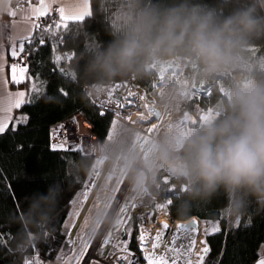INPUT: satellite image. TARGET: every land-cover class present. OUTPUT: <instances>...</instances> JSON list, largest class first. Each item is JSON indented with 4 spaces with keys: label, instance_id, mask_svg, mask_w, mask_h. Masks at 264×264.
<instances>
[{
    "label": "clouds",
    "instance_id": "9594fccd",
    "mask_svg": "<svg viewBox=\"0 0 264 264\" xmlns=\"http://www.w3.org/2000/svg\"><path fill=\"white\" fill-rule=\"evenodd\" d=\"M19 2L0 0V23ZM97 16L107 39L83 25L65 33L83 36L70 66L78 98L142 87L124 96L132 104L139 94V103L68 162L65 179L92 188L82 229L92 238L113 229L121 191L145 211L174 206L180 220L220 196L229 223L264 211V0H96L89 19ZM64 191L65 180H54L10 216L20 225L13 264L53 235Z\"/></svg>",
    "mask_w": 264,
    "mask_h": 264
},
{
    "label": "trees",
    "instance_id": "16d2710c",
    "mask_svg": "<svg viewBox=\"0 0 264 264\" xmlns=\"http://www.w3.org/2000/svg\"><path fill=\"white\" fill-rule=\"evenodd\" d=\"M90 4L92 12L96 0H90ZM99 20V16L89 19V15H86L83 20L57 23L65 38L62 46L56 45L45 30L38 29L31 35L32 42L25 44L29 78L19 85L28 88L27 99L15 111V125L0 133V240H3L0 244V264H13L15 259L10 250L13 236L20 225L11 222L10 216H18L21 210L27 208L25 198L45 192L54 180H65V191L54 221L55 232L32 251V256L37 255L41 261H50L66 247L63 225L73 200L87 180L74 182L65 179L68 162L79 157L80 149L69 147L53 150L52 126L80 113L93 126L97 138L102 139L110 129L113 117L109 113H99L96 106L78 98L80 89L71 79L70 66L75 60L77 45L84 46L83 36L74 41L72 35L65 33L81 25L88 32L95 33L101 30ZM100 38L107 39L103 37L102 30ZM64 50H72V56L63 58L61 53ZM80 64L82 67L83 61ZM31 83H35L36 87L29 88ZM206 99L202 95L195 102L202 104ZM20 116L24 117L21 119ZM224 202V197L220 196L192 214L204 224L215 223L219 228V231L205 234L209 251L204 254V264H254L259 257L260 246H264V211L256 212L253 207L249 210V216L229 223L218 211ZM165 209L172 218L180 220L174 206H165ZM140 215L134 214L137 224L129 236L125 234L127 246L132 250H137L135 236L138 224H146L156 218V214H149L148 211Z\"/></svg>",
    "mask_w": 264,
    "mask_h": 264
},
{
    "label": "built area",
    "instance_id": "2783aa9c",
    "mask_svg": "<svg viewBox=\"0 0 264 264\" xmlns=\"http://www.w3.org/2000/svg\"><path fill=\"white\" fill-rule=\"evenodd\" d=\"M36 1L38 0H20V2L17 5H15V7L21 8L22 6L26 5L29 2H36ZM58 17H59L58 10L56 8H53L50 12L46 13V15L38 18L33 17L32 19L34 24L39 25V27L35 29L45 30L51 36L52 40L55 42L56 45L62 46L64 44L65 38L62 30L56 28V25L58 23ZM53 33H55V35H52ZM61 54L63 58H69L72 56L73 52L72 50H64L62 51ZM26 60H27V52L26 50H24V52H19L15 56L14 63L20 64L26 62ZM139 87H142V85L140 86H137L135 84H126L123 86L117 85L114 88L111 95L108 96L107 98H103L100 100H93L89 102L94 106H96L99 113H109L112 115L113 119H115V115L117 112H120L121 114H125L129 109L133 107V105L139 103V94L137 96L128 97V100L133 101L132 104H129L124 100V96L126 95L127 90H135L139 93ZM144 94L146 95V93ZM121 103L124 104L123 108L118 107V104ZM65 129H67V135H68L67 141L64 140V136L66 135ZM51 134H52L51 135L52 144L64 143L65 144L64 148L75 147L77 149H80L83 143L89 140L90 138H97L93 126L80 113H76L72 117H68L63 121L53 125ZM117 195H119V192L117 193ZM116 202L118 203L119 199L116 200ZM163 210H165L169 221L172 222L176 220L171 217L169 212L166 211L165 207L162 208V211ZM159 214L156 215L155 220L150 221L149 223L146 224H140L144 226L139 227L138 225L137 230L139 231V233L137 236H135V243L137 245V250H132L127 246L126 236H125L126 233L124 230H122V228H119L115 232L111 240V246L113 247L112 257L114 259V264H129V261H131V264H147V260L144 259V256L150 254L153 251L151 248V238L153 241V237H155L154 233L156 230L159 229V232L163 231L164 233L166 230L162 227V224L158 221ZM142 234L145 235L149 240L148 243H146L147 239L143 242V247H142V242L139 239L140 235ZM145 246H149V250L146 251ZM191 258L195 264V260H196L195 257L192 255ZM169 264H171V257H169ZM177 264H180L178 260H177Z\"/></svg>",
    "mask_w": 264,
    "mask_h": 264
},
{
    "label": "rangeland",
    "instance_id": "374dc122",
    "mask_svg": "<svg viewBox=\"0 0 264 264\" xmlns=\"http://www.w3.org/2000/svg\"><path fill=\"white\" fill-rule=\"evenodd\" d=\"M35 83H33L32 88H35ZM20 89H23L22 87ZM115 119H113L112 123ZM87 193V196H84V193ZM79 198V203L75 204L74 202ZM119 199L117 203L116 200ZM116 200L114 201L115 205L121 209L119 223L111 230H108L104 233L95 249L91 251L92 244L95 238H92L88 235L86 230L82 229V222L84 220V214L89 207L92 206V188L89 187L88 181H86L84 188L78 193V195L73 200L69 215L64 222L63 231L66 234V247L63 249L53 260L50 261H41L37 255L31 256L32 264H114V259L112 257L113 247L111 246V240L115 232L122 228V230L127 233V236L130 235L135 224L137 222L134 219V214H138L140 217L142 212H145L142 207L136 205L131 200H127L124 197V194H116ZM160 212L166 214L165 210L162 211V208L153 209L148 211L149 214L158 215ZM78 213V214H77ZM170 222V221H169ZM156 223V222H155ZM203 223V222H202ZM141 224V223H140ZM139 225V224H138ZM204 229L207 232L213 231L214 224H204ZM144 225H139V227ZM161 228V227H159ZM159 232V229L155 231L154 236ZM172 232V228H167L165 230L164 239L168 242L169 234ZM139 231L137 230L136 236ZM149 240L147 239L148 243ZM151 238V244H152ZM145 250H149V246H145ZM88 258L87 262L85 260Z\"/></svg>",
    "mask_w": 264,
    "mask_h": 264
},
{
    "label": "snow or ice",
    "instance_id": "6c2138e0",
    "mask_svg": "<svg viewBox=\"0 0 264 264\" xmlns=\"http://www.w3.org/2000/svg\"><path fill=\"white\" fill-rule=\"evenodd\" d=\"M48 5L44 3V0H41V6L40 8L32 9L30 11H25L24 13L21 14V23H17L13 25V36L10 37L12 40L19 39V52H24L25 49V41L28 43L32 42V30L39 27L37 24H29L27 22L31 21L33 17H41L46 15ZM11 17H16L17 12L16 11H11L9 13ZM60 18L61 20H67V19H72V20H83L84 19V14L83 11L80 9H76L73 12L66 13L64 8L60 9ZM67 25H65L66 27ZM57 28L60 27L59 24L56 25ZM21 33H27V34H21ZM12 55L16 56L17 51L15 48L12 51ZM26 69L21 67L18 70V76H14L13 79L16 81V83H20V80L23 78L24 73ZM13 72L17 73V69L14 67ZM67 95V93H64ZM24 92H20L18 96H12L9 94L6 98L7 101V107L6 108H0V113H8L11 112L12 108H17L19 109L21 107V104L24 103ZM3 98V89L2 86H0V99ZM51 99V97H49ZM131 101V100H130ZM133 103V101H131ZM131 104V103H130ZM120 104H118V107ZM4 117L0 116V121H3ZM8 127L6 122H0V133H4L5 129ZM63 127V126H61ZM66 135L64 136V140H68V135H67V129H65ZM52 149H63L65 147L64 143H55L51 145ZM84 196H87V193H84ZM75 204L79 203V198L74 202ZM78 214V213H77ZM164 229L168 228V223L166 221H162ZM178 227V232L179 234H174L171 237V245L165 241L164 236L165 233L163 231L158 232L155 237H153V242L151 244L152 252L150 254H147L144 256V259L147 260V264H169V257H171V264H177V260L181 258L183 255L185 259V264H194L192 260V248L194 245V240H191V235L193 232H195V229H187L184 228V226H177ZM184 229L182 232H180V229ZM213 231H219L218 227H214ZM182 236H188L189 237V242L187 244L181 243L178 247L177 241L181 240ZM140 241L142 242V247H143V242L147 239L145 235H140L139 237ZM3 243V240H0V244ZM209 249L205 247L203 249V253L207 254ZM27 264V262H26ZM77 264H79V261H77ZM129 264H131V261H129ZM195 264H204V256L202 255L198 261L195 262ZM258 264H264V258H261L258 261Z\"/></svg>",
    "mask_w": 264,
    "mask_h": 264
},
{
    "label": "crops",
    "instance_id": "0c3cea01",
    "mask_svg": "<svg viewBox=\"0 0 264 264\" xmlns=\"http://www.w3.org/2000/svg\"><path fill=\"white\" fill-rule=\"evenodd\" d=\"M44 3L47 4L49 7L47 9V12H50L53 8H56L59 12L58 17V23H63L65 21H71L72 19L67 20H61L60 18V9L64 8L66 13L73 12L76 9H80L83 11L84 17L86 15H89L91 12V4L90 0H44ZM41 6V0H38L36 2H29L26 5L22 6L21 8H16L14 6L12 11L17 12L16 17H9L10 23L8 25H5L3 23H0V86H2L3 89V98L0 99V108H6L7 107V101L6 98L9 94L12 96H18L20 92H24V101L27 99L28 95V88L24 86H20L19 84L26 81L28 77L27 73V60L24 63L16 64L14 63L15 56L12 55V51L15 48L17 51V54L19 53V39L12 40L10 37L13 36V25L17 23H21V14L25 11H30L32 9L40 8ZM29 24H34L33 19L29 22ZM35 29L32 30V33ZM21 34H27V33H21ZM32 35V34H31ZM27 41L24 43L26 44ZM25 50V49H24ZM17 69V73L13 72V68ZM25 68L26 71L24 73L23 78L20 80V83H16V81L13 79L14 76H18V70L19 68ZM33 83L29 85V88H32ZM23 89H20V88ZM17 108H12L11 112L8 113H0V116L4 117L3 121L0 122H6L8 127L10 125H15L16 119L14 117L15 111ZM24 116H20L22 119ZM7 127V128H8ZM6 128V129H7ZM5 129V130H6ZM214 227H217V225L214 223ZM264 258V246H260L259 249V257L256 259L254 264H258V261Z\"/></svg>",
    "mask_w": 264,
    "mask_h": 264
},
{
    "label": "bare ground",
    "instance_id": "6f19581e",
    "mask_svg": "<svg viewBox=\"0 0 264 264\" xmlns=\"http://www.w3.org/2000/svg\"><path fill=\"white\" fill-rule=\"evenodd\" d=\"M122 194V191L119 192V195ZM158 221L162 224L163 227V223L162 221H166L168 223V227L172 228V232L169 234L168 237V243L171 245V237L174 234H179L178 232V227L177 226H184V228L187 229H195V232L192 233L191 235V240H194V245L192 248V252H193V256L195 257V262L198 261V259L204 255L203 253V249L205 247H207L206 242H205V234L206 231L204 229V225L203 223L198 219V217L196 216H191L190 219H185V220H174V221H170L168 219V216L166 214H162L160 213L158 216ZM164 228V227H163ZM184 229H180L179 231L182 232ZM101 237V236H100ZM100 237H96L92 247H91V251H93L100 239ZM189 242V237L188 236H182L181 240L177 241V247L181 244H187ZM185 257L182 255L181 258L178 260V262L180 264H185ZM88 258L85 260V262H87Z\"/></svg>",
    "mask_w": 264,
    "mask_h": 264
},
{
    "label": "water",
    "instance_id": "95a60500",
    "mask_svg": "<svg viewBox=\"0 0 264 264\" xmlns=\"http://www.w3.org/2000/svg\"><path fill=\"white\" fill-rule=\"evenodd\" d=\"M27 264H32L31 260H26Z\"/></svg>",
    "mask_w": 264,
    "mask_h": 264
}]
</instances>
